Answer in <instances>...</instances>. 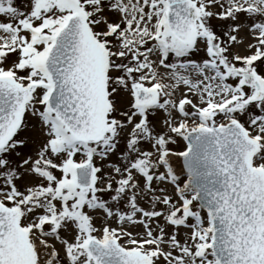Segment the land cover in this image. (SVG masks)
Returning a JSON list of instances; mask_svg holds the SVG:
<instances>
[{
    "label": "snow or ice",
    "instance_id": "6c2138e0",
    "mask_svg": "<svg viewBox=\"0 0 264 264\" xmlns=\"http://www.w3.org/2000/svg\"><path fill=\"white\" fill-rule=\"evenodd\" d=\"M0 264H264V0H0Z\"/></svg>",
    "mask_w": 264,
    "mask_h": 264
}]
</instances>
